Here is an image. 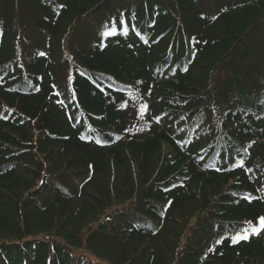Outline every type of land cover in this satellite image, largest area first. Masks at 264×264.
Masks as SVG:
<instances>
[{
	"label": "trees",
	"instance_id": "obj_1",
	"mask_svg": "<svg viewBox=\"0 0 264 264\" xmlns=\"http://www.w3.org/2000/svg\"><path fill=\"white\" fill-rule=\"evenodd\" d=\"M261 216L264 0H0V264H264Z\"/></svg>",
	"mask_w": 264,
	"mask_h": 264
},
{
	"label": "rangeland",
	"instance_id": "obj_2",
	"mask_svg": "<svg viewBox=\"0 0 264 264\" xmlns=\"http://www.w3.org/2000/svg\"><path fill=\"white\" fill-rule=\"evenodd\" d=\"M210 68H211L210 64H207L203 68L204 69V72H208L210 70ZM108 177H109L108 171L101 177V187H104L105 189L107 187ZM121 179H125V178L123 177ZM105 182H106V184H105ZM193 212H194V206H189L187 209H185V208L182 209L181 210V213H178V215L180 217H182L184 220H187V219L190 218L189 217V214H191V216H192ZM85 218H87V215L85 216ZM84 219L81 218V220H78L77 221V224L75 225V228L78 225L80 226L79 227V232L77 231V235L84 241V243H87V236H88L89 231H87L86 229H84L81 226V224H84L85 222H89L90 219H86V220H84ZM41 220L38 219L37 221H41ZM176 223L177 222H173V224H176ZM169 227L170 226H168L167 228H169ZM80 231H82V232H80ZM174 231L177 232V231H180V229H174ZM175 241H176V239L173 238L172 241H171V243H170V246H172V244L174 245L175 244ZM184 241L185 240H182L181 242L183 243ZM94 247H97V245L94 244ZM152 247L155 248V250H153ZM83 248H85L86 250H90L88 252L87 256L91 257L92 260H94L95 262H99L100 264H116L115 261H118V260H115V259L117 258L116 256L119 253L104 254V255L101 256V255H99V253H95L93 251L92 244H91V247L90 248H88L86 245ZM136 250H137V254L139 256L136 264H154V261L151 262V260L153 259L154 255H157V256H159L161 258V256H163V255L165 256L167 254V251H168L167 247H161L160 248L159 245H158V243L156 241H150V242H148V241H142V242H140V245L138 246V248H136ZM118 252H120V250ZM89 253L90 254H93L95 256H92ZM157 263L164 264L163 261H158ZM117 264H125V262H120V263H117Z\"/></svg>",
	"mask_w": 264,
	"mask_h": 264
},
{
	"label": "snow or ice",
	"instance_id": "obj_3",
	"mask_svg": "<svg viewBox=\"0 0 264 264\" xmlns=\"http://www.w3.org/2000/svg\"><path fill=\"white\" fill-rule=\"evenodd\" d=\"M61 7H64V5H61ZM124 31L126 34L128 29L125 28ZM39 55L43 56L45 55V53H39ZM57 95H59V93H57ZM61 103H63V101H61ZM147 110H148V105L146 103L142 104L139 109V115L143 117ZM246 224H247L246 227L242 228L241 231L237 232L235 235L230 237L234 242H239L241 240H248L250 235L258 236L261 234V232H264V216L258 218V222L256 226H253V223L251 221H247ZM220 242L221 241H217V243Z\"/></svg>",
	"mask_w": 264,
	"mask_h": 264
}]
</instances>
